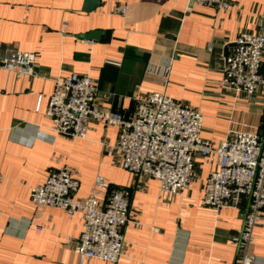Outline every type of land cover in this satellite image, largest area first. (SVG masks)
Segmentation results:
<instances>
[{
    "label": "crops",
    "instance_id": "0c3cea01",
    "mask_svg": "<svg viewBox=\"0 0 264 264\" xmlns=\"http://www.w3.org/2000/svg\"><path fill=\"white\" fill-rule=\"evenodd\" d=\"M85 3L0 0V62L7 51L35 54L34 76L0 66V264H79L72 243L82 230L81 213L29 199L30 188L59 167L78 179V198L96 175L131 191L137 225L126 223L122 255L115 263L84 264H234L230 236L241 228L245 204L202 205L212 160L197 158L190 187L166 196L156 179L129 172L104 150L115 142L117 126L90 121L85 138H69L52 130L45 110L54 79L76 72L95 80L103 111L131 114L135 97L161 92L197 108L201 135L214 144L231 130L261 132L264 92L234 97L221 80L238 34H264V0H231L226 10L193 0H99L90 10ZM118 5L125 14L114 12ZM93 31L96 37L85 36ZM261 67L264 72V56ZM250 253L263 264L264 218Z\"/></svg>",
    "mask_w": 264,
    "mask_h": 264
},
{
    "label": "built area",
    "instance_id": "2783aa9c",
    "mask_svg": "<svg viewBox=\"0 0 264 264\" xmlns=\"http://www.w3.org/2000/svg\"><path fill=\"white\" fill-rule=\"evenodd\" d=\"M226 10L231 0H193ZM115 13L125 14L123 6ZM212 45H208L210 49ZM264 34L240 32L224 58L221 86L234 97L248 99L264 92ZM34 52L7 51L0 66L16 74L34 76ZM166 72L168 67L165 68ZM97 85L87 74L72 72L54 79L45 113L52 130L69 138H85L90 121L117 126L113 144L104 150L117 155V164L134 174L154 178L159 189L171 196L187 190L195 180L197 158L212 160L202 183V205L212 209L245 204L241 228L230 236L236 247L234 264H260L250 253L254 229L264 218V127L261 132L228 131L214 144L202 137V113L161 92L135 97L131 114L103 111L97 104ZM79 181L64 168L48 170L45 181L32 186L29 199L37 207H58L67 214L81 213L82 230L72 243L78 263L96 258L115 263L125 247L123 229L137 225L130 209V189L111 186L96 175L84 197H76ZM264 264V262H263Z\"/></svg>",
    "mask_w": 264,
    "mask_h": 264
},
{
    "label": "water",
    "instance_id": "95a60500",
    "mask_svg": "<svg viewBox=\"0 0 264 264\" xmlns=\"http://www.w3.org/2000/svg\"><path fill=\"white\" fill-rule=\"evenodd\" d=\"M99 0H86L85 6H84V10H90L93 9L95 7L98 6ZM98 35V32L93 31L90 32L88 34H86L85 36L87 37H96ZM227 55V52L225 53V56ZM261 73H263V68L261 67Z\"/></svg>",
    "mask_w": 264,
    "mask_h": 264
}]
</instances>
